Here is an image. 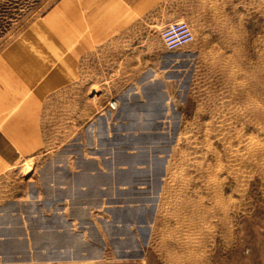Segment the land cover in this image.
I'll use <instances>...</instances> for the list:
<instances>
[{
	"label": "rangeland",
	"instance_id": "1",
	"mask_svg": "<svg viewBox=\"0 0 264 264\" xmlns=\"http://www.w3.org/2000/svg\"><path fill=\"white\" fill-rule=\"evenodd\" d=\"M31 231L73 247L41 264H264V0H0V264Z\"/></svg>",
	"mask_w": 264,
	"mask_h": 264
},
{
	"label": "crops",
	"instance_id": "2",
	"mask_svg": "<svg viewBox=\"0 0 264 264\" xmlns=\"http://www.w3.org/2000/svg\"><path fill=\"white\" fill-rule=\"evenodd\" d=\"M32 232H35V233H37L39 235H43L44 234L42 232L31 231V232H29V234L22 233V236L18 232L11 233V234H9L10 236H5L4 235V237L8 239V242H6L4 244L5 246H3V248L6 249L5 252H7V254L6 255L3 254V258L5 256V259H2V261L3 262H7L8 264L10 262H15V260H13V257L10 256V254H11V252L13 250H17L18 251V253L21 255V259H22V260H20V259L19 260L22 261V262H26V264H41V262H43V261H45V262L46 261H48V262H53V261L56 262V261L63 260V259H66V260L67 259H69V260L72 259V256L73 255L71 253L69 255L68 252H70L69 249H72L73 247H67V246L64 245L66 243L63 242V243H54V244H52L53 245L52 247L54 248L55 251L56 250L58 252L60 251L59 254L61 253L62 250H65V249H66L67 253H64L63 255H61L60 257L55 258V259H47V258L44 259L45 257H43V258L41 257L40 259H36V260L30 262V259L33 256V252L39 251L42 254H44L46 252L45 249H38L37 247H34V245L31 243L30 239H31ZM45 233H47V232H45ZM51 233L53 235H55V236L63 235L65 240L67 238V236L65 238V235H67V234L73 235L72 238H71V240H75L76 238L84 237L83 235H84L85 232H81V234H79V232L62 230V231H59V232H51ZM5 234H7V233H5ZM27 238L30 241L28 243V247H27V243L22 240V239H27ZM11 240H17L21 245L20 246L19 245L18 246H12V245H10V242H9ZM61 244H63V245H61ZM57 247H61L62 249L61 250H58V249H56ZM43 251H45V252H43Z\"/></svg>",
	"mask_w": 264,
	"mask_h": 264
},
{
	"label": "built area",
	"instance_id": "3",
	"mask_svg": "<svg viewBox=\"0 0 264 264\" xmlns=\"http://www.w3.org/2000/svg\"><path fill=\"white\" fill-rule=\"evenodd\" d=\"M161 38L169 49L178 48L192 40V32L185 22H173L161 30Z\"/></svg>",
	"mask_w": 264,
	"mask_h": 264
},
{
	"label": "bare ground",
	"instance_id": "4",
	"mask_svg": "<svg viewBox=\"0 0 264 264\" xmlns=\"http://www.w3.org/2000/svg\"><path fill=\"white\" fill-rule=\"evenodd\" d=\"M189 29H190V27H189ZM191 30V29H190ZM192 39H193V36H192ZM251 154V153H250Z\"/></svg>",
	"mask_w": 264,
	"mask_h": 264
}]
</instances>
